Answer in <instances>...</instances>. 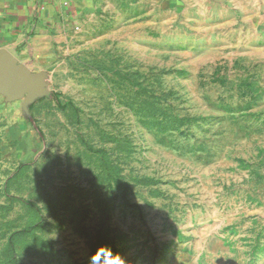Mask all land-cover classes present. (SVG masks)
<instances>
[{
  "label": "rangeland",
  "instance_id": "1",
  "mask_svg": "<svg viewBox=\"0 0 264 264\" xmlns=\"http://www.w3.org/2000/svg\"><path fill=\"white\" fill-rule=\"evenodd\" d=\"M0 86V264H264V0H86Z\"/></svg>",
  "mask_w": 264,
  "mask_h": 264
},
{
  "label": "crops",
  "instance_id": "2",
  "mask_svg": "<svg viewBox=\"0 0 264 264\" xmlns=\"http://www.w3.org/2000/svg\"><path fill=\"white\" fill-rule=\"evenodd\" d=\"M86 0H0V51L15 61L28 53L45 54V46L69 30Z\"/></svg>",
  "mask_w": 264,
  "mask_h": 264
},
{
  "label": "water",
  "instance_id": "3",
  "mask_svg": "<svg viewBox=\"0 0 264 264\" xmlns=\"http://www.w3.org/2000/svg\"><path fill=\"white\" fill-rule=\"evenodd\" d=\"M15 59L4 51H0V86H3L6 81L15 82V79L20 77H28L22 68L16 66Z\"/></svg>",
  "mask_w": 264,
  "mask_h": 264
},
{
  "label": "clouds",
  "instance_id": "4",
  "mask_svg": "<svg viewBox=\"0 0 264 264\" xmlns=\"http://www.w3.org/2000/svg\"><path fill=\"white\" fill-rule=\"evenodd\" d=\"M89 264H129V261L106 244H100L89 258Z\"/></svg>",
  "mask_w": 264,
  "mask_h": 264
}]
</instances>
